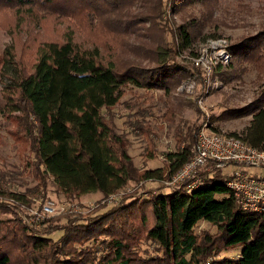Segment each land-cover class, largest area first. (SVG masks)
<instances>
[{"label": "trees", "instance_id": "trees-1", "mask_svg": "<svg viewBox=\"0 0 264 264\" xmlns=\"http://www.w3.org/2000/svg\"><path fill=\"white\" fill-rule=\"evenodd\" d=\"M137 1L146 11L140 15V23L165 13L164 0H71L72 8L64 6L65 0H0L15 13L17 27L24 23L44 30L46 20L67 21L58 39L31 42L35 59L30 65L17 59L14 46L0 53V69L7 81H2L0 113L8 119L15 114L12 121L17 131L10 137L22 150L24 171L37 182L23 193L0 187V213L11 215L0 218V264H264V214L242 211L228 187L229 179L220 170L202 169L199 176L204 185L190 192L163 193L165 187L161 186L149 199L127 196L101 213L98 208L86 216L71 213L41 222L39 227L28 226L19 217L21 207L28 208L33 198L46 196L48 180L65 198L96 192L109 198L129 182L160 183L188 162L196 126L186 133L176 129V151L167 155L164 167L134 168L125 135L116 132L110 110L129 88L170 92L180 80L177 76L184 78L170 61L178 50H191V32L185 26L177 27L176 46L163 51L159 47L156 66L148 70L104 60L102 52L109 50L106 44L105 48L85 46L75 39L83 26L103 22L116 7ZM192 2L167 0V15L173 16L179 7ZM34 9L43 11V16ZM102 31L114 45L110 50H122L123 36L118 34L120 41L114 44L117 33ZM232 51L237 69L248 63L264 73V31ZM241 112L252 117L250 124L242 134L229 135L264 151V89ZM174 118V111L167 108L163 120L173 124ZM132 126L147 141L148 160L154 159L153 132L142 121ZM62 218L66 223L58 230L63 235L54 241L50 235L57 228L50 225ZM203 221L219 234L199 238L194 230ZM146 243L152 245L153 254L140 251ZM238 246L243 249L237 259L219 258Z\"/></svg>", "mask_w": 264, "mask_h": 264}, {"label": "rangeland", "instance_id": "rangeland-1", "mask_svg": "<svg viewBox=\"0 0 264 264\" xmlns=\"http://www.w3.org/2000/svg\"><path fill=\"white\" fill-rule=\"evenodd\" d=\"M68 2L71 0H65L64 6L72 8L73 6ZM3 5L0 4V53L14 46L17 59L24 65L34 62L35 51L32 41L37 42V38L39 41L58 39L63 34L64 26L67 25L64 19L59 23L49 19L44 23V30L37 29L33 24L22 23L17 27L15 13ZM169 8L167 0H164L162 11L165 13L162 17L140 23L138 20L142 13H146L145 8L138 1L135 4L126 3L116 7V10L103 22L98 21L91 27L83 26L81 33L75 38L85 46L97 44L99 48H105L106 44L109 50L105 48L102 52L104 60L148 70L156 66V51H159V47L163 51L176 46L177 27L185 26L193 36L191 50L186 52L178 50L177 56L170 61L184 77L177 76L180 80L173 84L170 92L164 93L163 90L146 92L142 89L129 88L121 102L110 110L115 130L118 134L125 135L127 153L133 167L139 170L161 169L165 166L167 155L176 151L175 132L178 127L186 133L193 126L199 128L207 123L218 133L242 134L252 117L241 111L257 101L264 89V73L248 63L240 64L237 69L232 51L234 46L264 31V0H193L191 4L179 7L177 13L171 17L166 12ZM46 9L52 7L46 6ZM34 10L40 17L43 16V11ZM101 28L104 31L110 29L117 35L123 36L122 50L120 49L119 52L110 50L114 45L109 44L108 35ZM120 36L116 38L114 44L120 41ZM219 40L227 41V44L222 43V45H227L230 62L228 64L219 62L213 66L210 74L195 68L190 53L192 52L193 56L205 54L206 45L211 41ZM206 55L207 60L215 56L211 48L207 49ZM231 63H234L236 68H231ZM2 81L7 82L0 69V104H2ZM189 86L191 89L187 91ZM167 108H171L175 113L173 124L163 120ZM14 117L15 114H12L8 119L0 113V187L13 193H23L32 190L37 182L24 171L20 159L22 150L10 137L14 131H17L12 121ZM135 121L147 124L153 132L156 147L154 159L148 160L147 141L133 128L132 124ZM167 178L169 177L165 179ZM161 182L152 180L129 182L118 193L120 195H116L115 200H109L97 192L65 198L57 193L53 182L48 180L46 196L33 198L25 211L26 216L23 218L25 213L21 216L20 212L19 217L23 222H28L30 211L46 203L53 204L54 214L41 222L71 213L86 216L95 208L101 213L117 205L120 199L127 196L138 195L149 199L152 192L163 186ZM162 192L168 193L169 189L162 188ZM9 217H11L9 213H0V218ZM41 222L26 224L39 227ZM65 223L64 218L51 223L50 228H57V231L50 235L51 239L56 241L63 235L58 229ZM194 231L199 238L206 233L219 234L215 227L204 221L200 222ZM242 249L243 246H238L222 253L219 258L237 259ZM140 251L144 255H150L153 254V247L149 243L142 244Z\"/></svg>", "mask_w": 264, "mask_h": 264}, {"label": "built area", "instance_id": "built-area-1", "mask_svg": "<svg viewBox=\"0 0 264 264\" xmlns=\"http://www.w3.org/2000/svg\"><path fill=\"white\" fill-rule=\"evenodd\" d=\"M222 43L227 44V41H211L206 45V53L211 48L215 54L210 60H207L206 53L190 57L194 67L210 74L213 66L219 62L228 64L231 57L226 50L227 45L223 46ZM190 89L191 86L187 91ZM195 136V145L188 162L161 184L169 190L184 189L190 192L204 185L199 176L202 169L220 170L229 179L228 187L241 210L264 214V151L251 146L241 137L218 133L207 123L198 128ZM116 195L108 199L115 200ZM21 210L18 213L21 212L22 216L27 208L21 207ZM53 214V204L46 203L30 211V220L26 223H40ZM25 216L26 213L23 218Z\"/></svg>", "mask_w": 264, "mask_h": 264}]
</instances>
